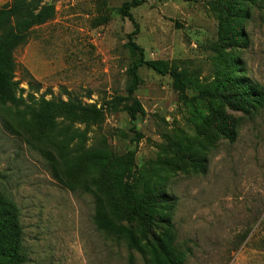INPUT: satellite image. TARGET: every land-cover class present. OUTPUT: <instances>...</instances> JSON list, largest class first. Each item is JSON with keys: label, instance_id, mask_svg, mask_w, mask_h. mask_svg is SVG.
Wrapping results in <instances>:
<instances>
[{"label": "rangeland", "instance_id": "obj_1", "mask_svg": "<svg viewBox=\"0 0 264 264\" xmlns=\"http://www.w3.org/2000/svg\"><path fill=\"white\" fill-rule=\"evenodd\" d=\"M124 1L36 0L53 17L13 53L0 193L18 211L21 264H153L152 237L169 227L182 264H264V0H145L132 21L119 13ZM139 59L161 72L138 69L142 115L131 121L125 86ZM239 82L252 97L235 96ZM43 101L87 111H57L40 133ZM104 171L161 196L146 210L152 221L111 215ZM95 196L135 247L97 228Z\"/></svg>", "mask_w": 264, "mask_h": 264}, {"label": "trees", "instance_id": "obj_2", "mask_svg": "<svg viewBox=\"0 0 264 264\" xmlns=\"http://www.w3.org/2000/svg\"><path fill=\"white\" fill-rule=\"evenodd\" d=\"M36 0H15L10 6L0 9V102L2 105L6 103H15V89L18 83L13 82L16 72V63L13 53L21 45L27 41L30 29L47 22L53 17V9L46 6L37 10L34 6ZM249 2L250 0H245ZM145 0H125L119 9V13L132 21L130 10L143 4ZM11 21H14L12 27L9 26ZM239 36L234 33H229V40H238ZM129 47L133 54L142 55V50L129 41ZM146 66L154 71L161 72V69L156 63H150L139 59L128 71V79L125 86L126 97L124 99V111L131 121H135L138 115H142V109L138 101L133 97L136 88L140 85L141 80L138 76V69ZM238 92L241 100H247L252 94L251 88L245 82L232 84ZM22 92V90H19ZM252 97V96H251ZM24 112H29L30 115L33 109L27 105ZM37 121L38 131L41 133L45 129V125L50 124L49 120H53L55 112L66 110L68 113H73L79 110L87 111L81 107L72 105L71 102L52 103L43 101L37 105ZM95 111V109H93ZM96 112V111H95ZM53 113V114H52ZM49 119V120H48ZM5 128L15 137L21 139L16 131L11 129L4 122ZM47 126V125H46ZM51 126V125H50ZM124 172L106 173L103 172V177L109 176L114 180L112 191L105 200L108 208L112 211L111 215L119 220H127L132 216L143 217L147 222L151 220V214L146 211L151 205L157 203V199L161 196H155L153 191L148 189L142 193H137L136 188H131L123 184ZM133 190V191H132ZM95 216L93 222L99 230L106 233H112L123 237L127 240L131 247H135L139 243V239L131 232L125 231L122 227L113 224L104 214L103 201L95 196ZM18 211L14 202L3 193H0V258H4L10 264H21L19 259V245L22 238V229L18 222ZM152 221V220H151ZM172 227L162 233L159 237H152V260L153 264H182L180 254L174 248ZM141 239L146 240V236Z\"/></svg>", "mask_w": 264, "mask_h": 264}]
</instances>
